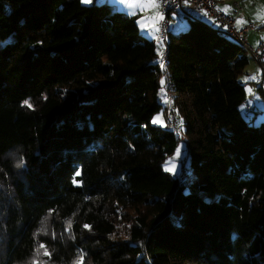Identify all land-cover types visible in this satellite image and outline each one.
I'll return each instance as SVG.
<instances>
[{"label": "trees", "instance_id": "1", "mask_svg": "<svg viewBox=\"0 0 264 264\" xmlns=\"http://www.w3.org/2000/svg\"><path fill=\"white\" fill-rule=\"evenodd\" d=\"M96 1L0 0V264L39 246L53 264H264L246 49L188 16L159 59L137 15ZM161 81L178 128L151 123ZM181 137L192 173L175 177Z\"/></svg>", "mask_w": 264, "mask_h": 264}, {"label": "rangeland", "instance_id": "2", "mask_svg": "<svg viewBox=\"0 0 264 264\" xmlns=\"http://www.w3.org/2000/svg\"><path fill=\"white\" fill-rule=\"evenodd\" d=\"M82 1L85 4H90L92 3L93 0H82ZM121 1L123 3H126L128 7L133 5L137 7L136 8L137 10L135 8H131L130 11L138 15L137 21L140 26V32L141 34L145 35L146 37L154 41V43L156 44V49L159 59L162 58V56L164 55V46L162 42V36L159 33V22L160 20L164 19V14L156 4L155 0H121ZM225 1H219L222 2L219 4L220 7L222 4L230 7L231 5L233 7L235 6V8L233 9L234 13L232 14L236 17V21L238 17V19H246L248 23L251 22L256 26L255 28L248 31L246 35V39L248 44L252 48L254 49L258 48L259 44L261 42H264V0H225ZM161 16L162 18H160ZM202 16H206V15L201 14L197 17L203 18ZM169 19H170L171 31L173 32L185 31L189 28L188 15L185 13L172 11L170 13ZM210 19L211 18H209V21L211 23H214V25L220 28L221 31H224V28L222 26L216 24L212 19L211 20ZM185 24L187 25L185 26ZM246 51L250 61L246 67L245 73L240 75L238 79L239 82L246 83L245 89L247 92L246 101L242 105L241 111L246 117V119L249 121V123L260 124L261 122L264 121V113L260 112L259 110L258 113L255 114V111H257V109H254L253 111L249 112L245 109V106L247 104L250 105L253 104V97H258V99L261 100L262 103H264V99L260 98L257 95V92H259V86H260L259 84L263 82L264 79L262 77V69L260 62L254 58L252 52L249 49L248 50L246 49ZM159 91L161 94V99L163 100L162 102L163 105L160 111L153 116L151 123L161 127L175 128L174 122L171 121L172 103L168 99L169 91L173 95L174 92L172 91V89L168 90L165 83L164 84L160 83ZM254 116L257 117L253 118ZM177 122L181 127L180 128L181 130L177 132L182 133L185 129V122L183 119H179L178 117H177ZM188 160H189L188 148L184 138L181 137V141L178 143L174 152L168 155L167 158L163 161L162 167L165 171L169 172L173 176L181 177L184 174V171H188L190 174L192 173V171H190V169L188 168ZM42 232L48 233L46 231V227L42 229ZM45 253H47V250L39 246L35 253V256L31 260L32 261L31 264H53L49 261L47 254Z\"/></svg>", "mask_w": 264, "mask_h": 264}, {"label": "built area", "instance_id": "3", "mask_svg": "<svg viewBox=\"0 0 264 264\" xmlns=\"http://www.w3.org/2000/svg\"><path fill=\"white\" fill-rule=\"evenodd\" d=\"M219 1L225 0H155L164 14V19L159 22V32L163 42L166 44V34L170 28L169 16L172 11L185 13L190 17H197L204 14L211 18L216 24L222 26L224 28V31H222L223 33L231 36L245 49H249L252 52L254 58L260 62L262 77L264 79V42L260 43L259 47L254 49L248 44L246 39L248 31L256 26L251 23L243 27H237L236 17L233 14L223 12L217 7ZM175 127L178 128L179 126L176 124ZM185 176L186 174H183V177Z\"/></svg>", "mask_w": 264, "mask_h": 264}, {"label": "crops", "instance_id": "4", "mask_svg": "<svg viewBox=\"0 0 264 264\" xmlns=\"http://www.w3.org/2000/svg\"><path fill=\"white\" fill-rule=\"evenodd\" d=\"M99 1H103V2H107L108 4H110V5H112V6H114V7H117L119 10H121V11H123V12H125L126 14H129V15H136V14H134V13H132V11H130V9L131 8H137L136 6H130V7H128L127 6V4L126 3H123L121 0H99ZM226 2V1H225ZM220 3H222V2H219L218 3V8H220L222 11H224L225 13H227V14H232V13H234V11H233V9L235 8V6L233 7L232 5H231V7L230 6H225L224 4H222L221 5V7H220ZM231 4V3H230ZM236 5V4H235ZM137 10V9H136ZM137 17H138V15H137ZM204 19H206L207 21H209V18L207 17V16H202ZM211 20V19H210ZM161 21V20H160ZM210 22V21H209ZM236 24H237V26L238 27H243V26H245V25H247V24H251V22H249L248 23V21L246 20V19H238V17H237V21H236ZM139 25V24H138ZM184 25V24H183ZM187 24H185V26H186ZM139 29H140V26H139ZM170 30H171V27H170ZM175 32H177V31H175ZM160 33V32H159ZM162 42H163V40H162ZM262 43V42H261ZM260 45V44H259ZM163 46L165 47V43L163 42ZM256 84V83H255ZM260 86L259 87H261V89H259V92H257V95L260 97V98H262V99H264V97H263V94L261 93V92H264V81L263 82H261L260 84H259ZM254 105H255V107H254ZM247 106H250L251 107V110L250 111H253L254 109H257V111H255V114H257L258 113V111L260 110V112H262V113H264V103H262L261 102V100H259L258 99V97H253V104L252 105H250V104H247L246 106H245V109L248 111V109H247ZM249 111V112H250ZM255 118L257 117V116H254Z\"/></svg>", "mask_w": 264, "mask_h": 264}, {"label": "snow or ice", "instance_id": "5", "mask_svg": "<svg viewBox=\"0 0 264 264\" xmlns=\"http://www.w3.org/2000/svg\"><path fill=\"white\" fill-rule=\"evenodd\" d=\"M160 18H162V16H161ZM161 83L163 84V81H161ZM25 104H27L29 107H31V105L28 104L27 101H25ZM77 175H79V173H77ZM86 227H87V226H86ZM45 254H47V253H45ZM81 260H82V257H81ZM76 264H79V262H76Z\"/></svg>", "mask_w": 264, "mask_h": 264}]
</instances>
